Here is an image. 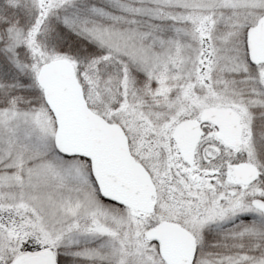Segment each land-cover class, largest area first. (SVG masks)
I'll list each match as a JSON object with an SVG mask.
<instances>
[{"label":"snow or ice","instance_id":"snow-or-ice-1","mask_svg":"<svg viewBox=\"0 0 264 264\" xmlns=\"http://www.w3.org/2000/svg\"><path fill=\"white\" fill-rule=\"evenodd\" d=\"M0 264H264V0H0Z\"/></svg>","mask_w":264,"mask_h":264}]
</instances>
